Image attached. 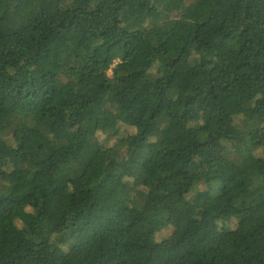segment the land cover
Wrapping results in <instances>:
<instances>
[{
  "label": "trees",
  "instance_id": "trees-1",
  "mask_svg": "<svg viewBox=\"0 0 264 264\" xmlns=\"http://www.w3.org/2000/svg\"><path fill=\"white\" fill-rule=\"evenodd\" d=\"M263 240L264 0H0V264H264Z\"/></svg>",
  "mask_w": 264,
  "mask_h": 264
},
{
  "label": "rangeland",
  "instance_id": "rangeland-1",
  "mask_svg": "<svg viewBox=\"0 0 264 264\" xmlns=\"http://www.w3.org/2000/svg\"><path fill=\"white\" fill-rule=\"evenodd\" d=\"M172 22H173V23H177V20H176V19H173ZM108 74H109V75L111 74V71H110V70H108ZM102 137H103V135L100 134V133L97 135V138H98L99 141L102 140ZM171 233H172V229H171L170 227H167V228H165V229L159 231V232L156 234L155 239H156L157 241H164V240H167V239L169 238V236L171 235ZM263 243H264V240H263Z\"/></svg>",
  "mask_w": 264,
  "mask_h": 264
}]
</instances>
